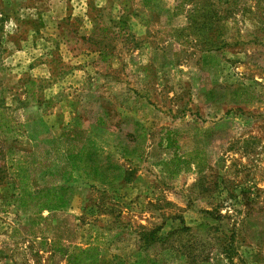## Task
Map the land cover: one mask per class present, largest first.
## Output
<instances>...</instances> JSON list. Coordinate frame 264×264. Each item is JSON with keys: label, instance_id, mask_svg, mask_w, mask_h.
Returning <instances> with one entry per match:
<instances>
[{"label": "rangeland", "instance_id": "rangeland-1", "mask_svg": "<svg viewBox=\"0 0 264 264\" xmlns=\"http://www.w3.org/2000/svg\"><path fill=\"white\" fill-rule=\"evenodd\" d=\"M68 1L61 34L20 48L13 17L34 4L0 0V264L90 245L100 264H264V0ZM62 134L124 180L74 175L37 219L16 166L38 179Z\"/></svg>", "mask_w": 264, "mask_h": 264}, {"label": "trees", "instance_id": "trees-1", "mask_svg": "<svg viewBox=\"0 0 264 264\" xmlns=\"http://www.w3.org/2000/svg\"><path fill=\"white\" fill-rule=\"evenodd\" d=\"M80 132L84 133L85 131ZM71 137L74 138L70 134H62L57 139L51 140L53 148L57 149L56 153L60 160L57 163H54L53 159L36 162L39 171L38 179L29 175L31 171L27 167L24 168L20 164L16 166L15 180L19 198L22 201L29 199L30 202L40 205L37 219H42L39 214L44 210L65 209L68 206L74 175L82 178L88 177L91 181L101 182L107 186H113L124 180V170L113 154H104L94 145L74 147ZM62 142L68 144L65 150H61ZM138 149H140L138 146L125 147L122 157L128 159ZM176 160L174 157L170 163L174 164ZM181 162L183 163V161ZM184 164L186 170H189L192 163L184 162ZM176 167L178 169L171 174L173 177L183 169L178 164ZM196 168L199 173L204 171V166L200 168L197 165ZM51 179L54 180V184L46 183ZM149 236L152 237V233L144 234V238ZM99 260L100 250L96 245H90L84 249L73 247L69 252H66L67 264H100ZM142 263L144 262L139 261L136 264Z\"/></svg>", "mask_w": 264, "mask_h": 264}, {"label": "crops", "instance_id": "crops-1", "mask_svg": "<svg viewBox=\"0 0 264 264\" xmlns=\"http://www.w3.org/2000/svg\"><path fill=\"white\" fill-rule=\"evenodd\" d=\"M15 4H31L34 7L26 9L27 13L21 11L22 14L18 12L16 17V22H18V30L20 39L18 43L20 48H23L25 44H30L34 42V37L37 34L50 35L51 34H61L63 30L61 29V20L65 17V10L70 4L68 0H11ZM42 4V5H41ZM43 4H46V6ZM80 7V6H79ZM81 10V9H80ZM17 11V10H16ZM85 11V8H84ZM20 15L22 20H20ZM25 15V16H24ZM77 15V14H73ZM81 14L78 16L81 18ZM16 25V24H15ZM58 38H55V44L57 43L60 48L63 46L58 42Z\"/></svg>", "mask_w": 264, "mask_h": 264}]
</instances>
